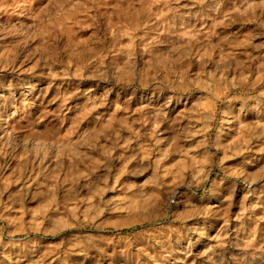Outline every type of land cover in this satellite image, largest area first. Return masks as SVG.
<instances>
[{
  "label": "rangeland",
  "instance_id": "1",
  "mask_svg": "<svg viewBox=\"0 0 264 264\" xmlns=\"http://www.w3.org/2000/svg\"><path fill=\"white\" fill-rule=\"evenodd\" d=\"M0 264H264V0H0Z\"/></svg>",
  "mask_w": 264,
  "mask_h": 264
},
{
  "label": "clouds",
  "instance_id": "2",
  "mask_svg": "<svg viewBox=\"0 0 264 264\" xmlns=\"http://www.w3.org/2000/svg\"><path fill=\"white\" fill-rule=\"evenodd\" d=\"M153 95H155V93H153ZM173 98L174 97H172V96H168L167 99L164 102L165 106H167V104H170L172 102ZM213 99L215 100V99H218V98L213 97ZM225 99H227V98H225ZM179 102H180L179 99H177V103H179ZM219 102L223 103L224 101H219Z\"/></svg>",
  "mask_w": 264,
  "mask_h": 264
},
{
  "label": "bare ground",
  "instance_id": "3",
  "mask_svg": "<svg viewBox=\"0 0 264 264\" xmlns=\"http://www.w3.org/2000/svg\"><path fill=\"white\" fill-rule=\"evenodd\" d=\"M7 120H8V118H6ZM6 120H4V122H5Z\"/></svg>",
  "mask_w": 264,
  "mask_h": 264
}]
</instances>
